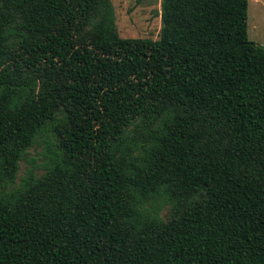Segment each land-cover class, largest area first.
Instances as JSON below:
<instances>
[{"label": "trees", "instance_id": "1", "mask_svg": "<svg viewBox=\"0 0 264 264\" xmlns=\"http://www.w3.org/2000/svg\"><path fill=\"white\" fill-rule=\"evenodd\" d=\"M247 5L161 0L151 39L121 37L110 0H0V188L63 111L53 165L0 198V264H264ZM161 187L166 221L139 209Z\"/></svg>", "mask_w": 264, "mask_h": 264}, {"label": "rangeland", "instance_id": "2", "mask_svg": "<svg viewBox=\"0 0 264 264\" xmlns=\"http://www.w3.org/2000/svg\"><path fill=\"white\" fill-rule=\"evenodd\" d=\"M114 9L115 23L121 37L151 38L159 37L161 27V0H110ZM94 17L89 27L95 22ZM247 36L257 45H264V0H248ZM63 111L59 110L55 118L39 128L31 144L22 152L18 169L12 180L6 181L0 188V198L6 197L21 188L29 175L40 176L54 163L60 150L55 126L61 120ZM138 119L126 128L125 140H130ZM157 122L154 126H159ZM137 151L135 152V154ZM175 200L161 187L144 200L139 209L162 221L168 220L173 212Z\"/></svg>", "mask_w": 264, "mask_h": 264}, {"label": "water", "instance_id": "3", "mask_svg": "<svg viewBox=\"0 0 264 264\" xmlns=\"http://www.w3.org/2000/svg\"><path fill=\"white\" fill-rule=\"evenodd\" d=\"M258 46L264 50V45H258Z\"/></svg>", "mask_w": 264, "mask_h": 264}]
</instances>
